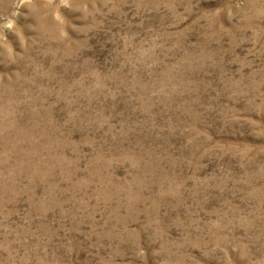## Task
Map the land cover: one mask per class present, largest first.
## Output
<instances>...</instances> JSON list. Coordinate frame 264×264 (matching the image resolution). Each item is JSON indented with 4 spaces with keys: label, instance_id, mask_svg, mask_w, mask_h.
I'll return each instance as SVG.
<instances>
[{
    "label": "rangeland",
    "instance_id": "obj_1",
    "mask_svg": "<svg viewBox=\"0 0 264 264\" xmlns=\"http://www.w3.org/2000/svg\"><path fill=\"white\" fill-rule=\"evenodd\" d=\"M0 264H264V0H0Z\"/></svg>",
    "mask_w": 264,
    "mask_h": 264
}]
</instances>
